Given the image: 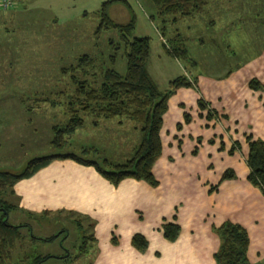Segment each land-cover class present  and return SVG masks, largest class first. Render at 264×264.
Wrapping results in <instances>:
<instances>
[{
    "label": "crops",
    "instance_id": "0c3cea01",
    "mask_svg": "<svg viewBox=\"0 0 264 264\" xmlns=\"http://www.w3.org/2000/svg\"><path fill=\"white\" fill-rule=\"evenodd\" d=\"M165 57H169L165 51L154 57L150 51L147 69L151 77L150 69L155 71V64ZM173 60L180 65V61ZM220 61L215 57L208 63L215 72H203L198 65L191 70L180 65L175 73L178 77L188 76V72L196 79L199 92L179 88L167 101L159 133L161 156L152 168L157 187L133 179L113 186L92 166L55 159L10 188L12 216L27 224L29 228L25 230L29 232L30 223L36 224L43 218L71 215L88 221L91 232L88 236L81 232L82 240L91 237L83 240L88 251L83 256L90 253V248L94 250L88 264H216L214 255L220 240L213 228L229 221L247 232L249 264H264V194L247 180L245 140L251 136L264 141V92L248 87L252 78L264 85V49L243 57L226 72L218 70L222 66ZM172 79L168 77L166 84ZM201 97L225 116L219 125L213 126L205 119L197 104ZM185 113L190 116L188 123L184 121ZM104 123H88L72 135V141L80 147L85 145L79 142L89 137H102ZM97 140L101 144L97 147L99 153L106 154L103 137ZM135 141L134 135L125 139L122 136L119 145L108 147V157L129 155ZM233 143H238L239 149L229 153ZM226 170H232L236 178L219 184ZM173 216L180 233L170 242L163 237L161 226L173 221ZM75 224L82 228L81 222ZM136 234L147 241L144 252L131 245ZM113 237L117 245L112 244Z\"/></svg>",
    "mask_w": 264,
    "mask_h": 264
},
{
    "label": "rangeland",
    "instance_id": "374dc122",
    "mask_svg": "<svg viewBox=\"0 0 264 264\" xmlns=\"http://www.w3.org/2000/svg\"><path fill=\"white\" fill-rule=\"evenodd\" d=\"M106 1L109 0H16L13 9L0 11V173L19 174L33 158L54 153H80L72 136L66 138L68 145L60 150L54 149L51 146L52 126L67 121L65 106L61 105L65 97L61 94H69L74 88L71 73L63 74L62 69L75 66L84 54L95 60L96 69L90 70L89 74L94 73L97 80L102 67L112 66L109 56L113 52L109 41L118 42L119 34L114 29H102L96 34L100 24L97 12ZM126 1L135 17L133 36L150 39L153 57L164 53L163 43H167V38L160 33L157 20L150 19L155 14L152 4L145 0ZM207 1V10L203 15L194 20L181 21L177 28H169L172 32L178 29L184 37L188 53L199 70L215 72L208 63L211 64L216 57L222 59L218 70L226 72L243 57L264 49V0ZM107 15L116 24L124 25L131 20L130 10L120 3L110 5ZM158 62L155 71H150L159 84L158 89L164 91L167 88L166 79L176 78L180 65H185L181 61L179 65L170 57ZM113 68L121 75L125 74L126 62L122 50L116 52ZM74 75L82 79L80 71ZM187 75L183 76L193 79L188 72ZM202 111L206 116L207 109ZM215 112L217 116L210 120L205 118L213 126L225 119ZM92 121L93 118H87L86 124ZM102 128L106 156L110 155L109 148L119 145L120 135L124 139L136 135L131 125L119 126L116 119L105 121ZM102 137L98 134L96 139L89 137L79 144L98 147L101 144L97 139ZM114 157L119 161V156ZM9 190V185L0 187V208L2 201L13 203L8 196ZM12 212L11 208L6 215L1 210L0 217H6L9 224L22 225L23 222L15 219ZM58 217L39 219L37 225L31 222L30 232L21 229L23 238L10 249V261H32L36 256L51 255L57 258L40 264H88L94 256L93 248L85 257L79 253L83 250L81 232H86L87 236L91 232L89 222L71 215ZM78 221L81 222V229L75 224ZM60 231L64 233L51 242L32 239V236L51 237ZM67 253L69 257L62 258Z\"/></svg>",
    "mask_w": 264,
    "mask_h": 264
},
{
    "label": "trees",
    "instance_id": "16d2710c",
    "mask_svg": "<svg viewBox=\"0 0 264 264\" xmlns=\"http://www.w3.org/2000/svg\"><path fill=\"white\" fill-rule=\"evenodd\" d=\"M152 4L155 14L150 16L152 21L157 20L160 33L167 38V43H163V48L167 56L183 62L186 69L196 66V61L192 59L185 45L184 37L174 29V33L169 30L184 20H194L203 15L207 10V0H145ZM120 3L126 6L131 13L129 23L116 24L109 19L107 10L110 5ZM86 15V14H85ZM100 24L96 34L102 29H114L119 34V41H109V47L113 54L109 56L111 67H102L98 80L94 73L89 74L90 70L96 68L95 60L87 54L80 56L75 66L62 69L63 74L71 73V81L74 84L73 90L67 94L63 93L68 119L61 125L52 126L51 146L54 149H62L68 145L67 137L72 136L77 131L87 127V118H93L91 125L98 126L100 120H117L119 126L131 125L132 132L136 133V141L129 155L119 158V161L112 159L106 154L101 155L97 147L80 146V153L66 152L55 153L47 156L31 159L26 168L19 174L0 173V187L9 185L11 188L18 180L33 176L38 170L47 166L55 159H69L85 166H92L97 173L113 186H117L125 179L144 181L152 187L158 186V181L152 173L155 162L161 156L162 146L160 140V130L162 127L163 115L167 111V101L171 95L179 88H193L199 92L195 78L188 79L186 76H178L170 80L164 91L158 89L157 84L147 70V63L150 56V39L148 37H135V17L131 7L126 0H109L103 2L101 9L97 12ZM122 50L126 62L124 75L118 73L113 65L116 62V52ZM80 71L82 79L77 78L74 73ZM91 80V81H90ZM95 83V84H94ZM248 87L253 91L264 92V86L256 79L248 83ZM199 109H207L205 118L210 120L217 116V113L210 108L202 97L197 101ZM54 105V103H52ZM264 105V103H263ZM200 116V114H199ZM225 117V116H224ZM184 121L188 123L190 116L184 114ZM180 128V125L177 126ZM123 135L119 136L121 139ZM131 141V140H130ZM212 142V141H210ZM248 155L246 163L249 168L247 180L254 187H257L264 194V141L246 137ZM238 143H234L229 153L238 149ZM222 148V147H221ZM94 156V157H93ZM232 170L222 173L219 184L235 179ZM211 187L210 192L217 189ZM3 210L7 215L14 206L2 201ZM173 221L164 222L161 226L163 237L174 242L180 233V227ZM27 229V224H9L6 217H0V264H40L56 256H36L29 260H20L12 263L9 251L21 236V229ZM218 235L220 246L214 255L216 264H249L247 260V248L249 238L246 230L239 224L225 222L218 228H213ZM63 231L48 237L38 238L32 236L33 240L51 242L59 238ZM91 240V237L83 240ZM113 245H117V239H111ZM81 252L87 254L86 242H82ZM131 245L139 252L147 249V241L142 235L136 234L131 239ZM69 257L68 253L62 258ZM60 258V257H59Z\"/></svg>",
    "mask_w": 264,
    "mask_h": 264
},
{
    "label": "built area",
    "instance_id": "2783aa9c",
    "mask_svg": "<svg viewBox=\"0 0 264 264\" xmlns=\"http://www.w3.org/2000/svg\"><path fill=\"white\" fill-rule=\"evenodd\" d=\"M16 0H0V11L7 12L14 8Z\"/></svg>",
    "mask_w": 264,
    "mask_h": 264
}]
</instances>
